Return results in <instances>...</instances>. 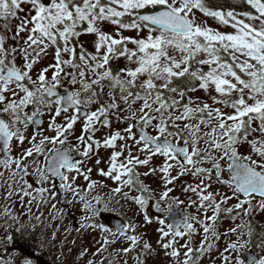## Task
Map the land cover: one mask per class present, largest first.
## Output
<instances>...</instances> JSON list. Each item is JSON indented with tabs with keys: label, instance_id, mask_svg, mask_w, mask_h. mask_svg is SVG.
Returning a JSON list of instances; mask_svg holds the SVG:
<instances>
[{
	"label": "snow or ice",
	"instance_id": "1",
	"mask_svg": "<svg viewBox=\"0 0 264 264\" xmlns=\"http://www.w3.org/2000/svg\"><path fill=\"white\" fill-rule=\"evenodd\" d=\"M45 209L85 264H264V0H0V264Z\"/></svg>",
	"mask_w": 264,
	"mask_h": 264
},
{
	"label": "rangeland",
	"instance_id": "2",
	"mask_svg": "<svg viewBox=\"0 0 264 264\" xmlns=\"http://www.w3.org/2000/svg\"><path fill=\"white\" fill-rule=\"evenodd\" d=\"M85 39L88 38L86 37ZM33 211L35 212L36 209L34 208ZM44 211V224H37V230L34 233L31 231L30 225L36 222L29 221L27 216L23 217L22 219V223L26 225V229L22 234L24 236L31 237L29 244L39 252H45L46 257L55 262H61L62 264H85L84 260L77 259L78 254L83 249V247L94 249V238L99 239V236L92 232L77 233L73 230L68 233L65 231L69 228L75 229L79 227L81 213L78 211H72L70 215L66 216L62 226L59 222H51L52 228L48 227L50 222L48 219V210L45 209ZM253 220L258 222L261 226H264V215L254 214ZM0 223H2V221H0ZM229 224L230 221H224L222 228H227ZM56 227H59L60 231L57 233L56 239L52 241L50 240V234L53 228ZM154 228L155 225H148L144 228V231L148 233V237L154 236ZM41 236L45 237V243L43 247L39 246V238ZM73 241H75V243H73ZM61 253H63V255H61ZM258 254H264V252H261L259 249ZM9 255H11V252H8L3 256L7 258ZM24 257V255H21L20 259H23ZM147 264H165V258L162 253L158 256L154 255L148 259ZM204 264H209L207 258H205Z\"/></svg>",
	"mask_w": 264,
	"mask_h": 264
},
{
	"label": "water",
	"instance_id": "3",
	"mask_svg": "<svg viewBox=\"0 0 264 264\" xmlns=\"http://www.w3.org/2000/svg\"><path fill=\"white\" fill-rule=\"evenodd\" d=\"M177 218H179V215H177ZM120 219H121L120 217H118L112 213L104 215V220L110 226H114L117 223V221ZM14 246H15V250L19 251L21 254L28 256V257H31L35 261V264H58V263H55V262H52V261L46 259L43 255L38 254L37 251L32 249L31 246H29V245H25L22 243H16V244H14ZM0 250H4V249L0 248ZM0 255L2 256V254H0ZM250 255H256V253L251 251V250H248V249L243 252V257L245 259H247V257Z\"/></svg>",
	"mask_w": 264,
	"mask_h": 264
},
{
	"label": "trees",
	"instance_id": "4",
	"mask_svg": "<svg viewBox=\"0 0 264 264\" xmlns=\"http://www.w3.org/2000/svg\"><path fill=\"white\" fill-rule=\"evenodd\" d=\"M216 2L220 3V4H231V3L237 2V0H216ZM255 226H256V231L257 232L262 230L261 226H259V225H255ZM13 235L15 237L14 243L20 242V243L28 244L30 239H31V237L24 236L22 233H18V234L17 233H13Z\"/></svg>",
	"mask_w": 264,
	"mask_h": 264
},
{
	"label": "flooded vegetation",
	"instance_id": "5",
	"mask_svg": "<svg viewBox=\"0 0 264 264\" xmlns=\"http://www.w3.org/2000/svg\"><path fill=\"white\" fill-rule=\"evenodd\" d=\"M255 222H256V221H255ZM255 222H253L255 225L259 224L258 222H256V223H255Z\"/></svg>",
	"mask_w": 264,
	"mask_h": 264
}]
</instances>
